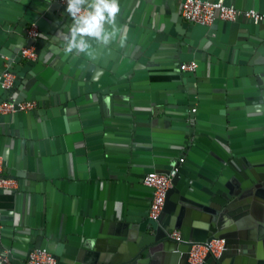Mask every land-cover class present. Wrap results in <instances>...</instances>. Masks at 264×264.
Returning a JSON list of instances; mask_svg holds the SVG:
<instances>
[{"label": "crops", "instance_id": "0c3cea01", "mask_svg": "<svg viewBox=\"0 0 264 264\" xmlns=\"http://www.w3.org/2000/svg\"><path fill=\"white\" fill-rule=\"evenodd\" d=\"M232 2L264 13V0ZM119 3L125 45L89 57L63 53L57 32L72 20L57 0H0V54L16 75L8 94L38 102L0 114L5 173L19 184L0 191V254L14 264L35 246L59 264L89 263L134 240L152 196L143 177L174 160L191 198L229 176L264 175V22L190 24L179 0ZM32 22L38 57L17 61ZM190 59L193 74L179 68Z\"/></svg>", "mask_w": 264, "mask_h": 264}, {"label": "water", "instance_id": "95a60500", "mask_svg": "<svg viewBox=\"0 0 264 264\" xmlns=\"http://www.w3.org/2000/svg\"><path fill=\"white\" fill-rule=\"evenodd\" d=\"M223 1L225 4H233L235 7L241 8L232 0ZM62 8L65 9V7ZM260 13L264 14L263 12ZM217 21L225 20L215 19L211 24ZM249 21L254 25L264 22V20L256 23L252 20ZM32 23H36L39 27L37 22ZM40 37L41 30L36 43L37 54ZM30 42L28 40L25 45ZM17 55L15 60L21 61V49ZM0 58L3 63L0 74L6 69L5 63H9L8 69L15 74L13 58L11 59L9 55L4 53L0 54ZM35 60L27 61L33 62ZM15 83L16 79L14 85ZM14 85L8 89L0 85L3 91L7 93L0 99L8 97V92ZM30 112H17L9 115ZM0 154L2 155V153ZM175 162L176 160L172 164ZM5 164L4 160V166ZM172 164L168 168L155 170L168 172ZM175 164L178 166V171L172 179V186L166 193L165 203L159 217L152 219L147 216L140 223L138 234L134 240L116 241L110 247V254L94 256L89 263L83 264H192L188 260L192 244L209 241L213 238L224 239V248L218 256L208 253L201 264H264V255L261 253V242L264 240V175L254 174L246 179L229 176L225 183L217 180L210 185L211 193L205 198H191L188 194L184 195L178 185L180 176L185 171L183 163L176 162ZM251 228H256L258 231V241L253 240L254 238L248 235L247 231L250 232ZM174 230L180 232V239L171 235ZM33 248H45L50 251L45 246H35L31 249ZM30 250L21 264H29L27 256ZM0 257H7L9 264H14L13 259L9 258L7 253L0 254Z\"/></svg>", "mask_w": 264, "mask_h": 264}, {"label": "built area", "instance_id": "2783aa9c", "mask_svg": "<svg viewBox=\"0 0 264 264\" xmlns=\"http://www.w3.org/2000/svg\"><path fill=\"white\" fill-rule=\"evenodd\" d=\"M62 7H66L65 0H57ZM180 13L184 20L203 25H210L215 19L234 21L244 17L258 22L264 20V14L255 9H241L233 4H225L223 0H179ZM40 36V30L36 23H31L26 29V37L31 42L21 48V57L25 60H35L38 56L36 43ZM6 59H8L6 57ZM6 69L0 74V85L11 88L14 85L16 75L8 69L9 63H5ZM198 63L195 59L181 62L180 70L193 73L196 71ZM38 102L34 99H18L8 96L0 99V114L9 115L17 112H30L37 108ZM180 158L176 162L181 163ZM175 162V163H176ZM173 163L168 172L151 170L143 177V183L152 190L149 204L148 216L157 219L162 212L166 193L172 186V179L178 171V166ZM19 184L16 178L5 173L4 160L0 154V191H14ZM171 235L180 239V232L174 230ZM224 248V239L213 238L201 243H193L188 260L192 264H201L208 253L218 256ZM29 264H58L56 256L45 248H33L27 256ZM0 264H9L7 257H0Z\"/></svg>", "mask_w": 264, "mask_h": 264}, {"label": "clouds", "instance_id": "9594fccd", "mask_svg": "<svg viewBox=\"0 0 264 264\" xmlns=\"http://www.w3.org/2000/svg\"><path fill=\"white\" fill-rule=\"evenodd\" d=\"M65 12L72 24L67 32L58 31L65 55L92 57L100 46L126 43L124 32L117 26L119 0H65Z\"/></svg>", "mask_w": 264, "mask_h": 264}]
</instances>
